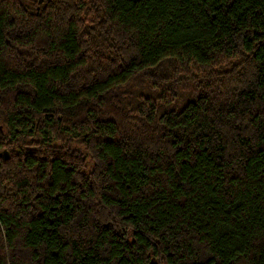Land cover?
Instances as JSON below:
<instances>
[{
	"label": "trees",
	"instance_id": "trees-1",
	"mask_svg": "<svg viewBox=\"0 0 264 264\" xmlns=\"http://www.w3.org/2000/svg\"><path fill=\"white\" fill-rule=\"evenodd\" d=\"M0 264H264V0H0Z\"/></svg>",
	"mask_w": 264,
	"mask_h": 264
}]
</instances>
